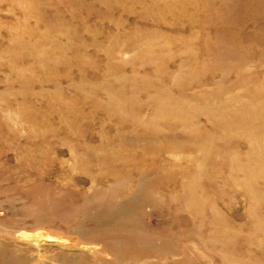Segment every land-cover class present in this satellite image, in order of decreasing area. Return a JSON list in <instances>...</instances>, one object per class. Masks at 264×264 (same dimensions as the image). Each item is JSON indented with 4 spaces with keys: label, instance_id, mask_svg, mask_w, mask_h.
I'll use <instances>...</instances> for the list:
<instances>
[{
    "label": "rangeland",
    "instance_id": "1",
    "mask_svg": "<svg viewBox=\"0 0 264 264\" xmlns=\"http://www.w3.org/2000/svg\"><path fill=\"white\" fill-rule=\"evenodd\" d=\"M232 1L0 0L2 263L115 264L120 223L65 236L115 201L118 264H264V18Z\"/></svg>",
    "mask_w": 264,
    "mask_h": 264
},
{
    "label": "bare ground",
    "instance_id": "2",
    "mask_svg": "<svg viewBox=\"0 0 264 264\" xmlns=\"http://www.w3.org/2000/svg\"><path fill=\"white\" fill-rule=\"evenodd\" d=\"M232 8H234L235 10H238L240 12L241 17L239 18V21L242 23H244L245 21L257 22V21L264 18V0H236L235 2L232 1ZM232 22H233V20H232ZM261 30L263 31V34H261L262 31H260V33L258 35H246L244 37L239 38L238 40L248 41V42L249 41H254V42L258 41V42L262 43L264 46V28ZM107 196H109V194L105 195L104 198H102V200L108 201ZM102 200H99V201L102 202ZM98 204H100V205H97V207H95V209H93V210H92V206H91L89 211L85 213V215L82 217V220L80 222H77L73 226H70V228H68L66 230L65 236L68 238L75 239V237H76L75 236V230L78 227L83 226V224L86 222V220L88 218H91L92 216H96V217H98V219L99 218H101V219L105 218V221H107V222H110V220H111L115 224L120 223V224L116 225V227H113V228H112V224H110L111 225L110 229L107 228L108 230L102 231V235L114 237L110 241L111 244L107 243V244H109V245H107V249H108L107 252H111L115 256V258H116L115 264H118L120 262L119 261L120 256L122 257L123 254L126 253L125 252L126 250L127 251L128 250H131V251L134 250L133 245H130V244L128 245V240L136 241L139 239V241H141V243H143V242H142L140 236H138L130 228L127 229L126 225H124L122 223L126 218L130 217V213H129V211H127L128 208L126 207L127 206L126 204H122L120 206L118 205L116 209H111L117 205V204H115V201H114L113 203L112 202L110 203L112 205L106 204V207H107L106 210L102 209V207H103L102 203H98ZM31 216H33L37 220V222H42V221H39L41 218H43L41 213L40 214L32 213ZM39 229H41V223L37 224V226L34 227L35 231L39 230ZM84 234H86V232ZM8 248H10V247L7 246V250L9 251ZM1 249L4 250L5 248L4 247L2 248V246H1L0 250ZM13 251L14 250L11 249L10 260L4 261L3 263H2V260H0V264H15L16 262L11 261V260H13L12 257L16 255V253L14 254ZM137 259H138V257H137ZM230 260L231 259H229V258H227V260L224 259V263L228 264L231 262ZM75 263H77V261ZM248 264H257V263H255V262L253 263V261L250 260L248 262Z\"/></svg>",
    "mask_w": 264,
    "mask_h": 264
}]
</instances>
